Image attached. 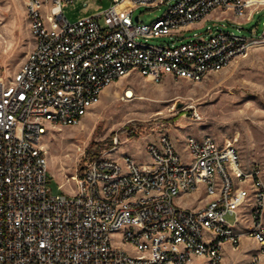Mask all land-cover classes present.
<instances>
[{
  "label": "built area",
  "instance_id": "obj_1",
  "mask_svg": "<svg viewBox=\"0 0 264 264\" xmlns=\"http://www.w3.org/2000/svg\"><path fill=\"white\" fill-rule=\"evenodd\" d=\"M69 1H25L35 42L19 69L0 77V264H188L197 256L222 264L224 243L236 247L244 236L263 250V168L245 167L233 143L187 135L185 158L164 133L147 142L148 162L102 152L55 194L41 141L52 126L79 123L107 85L131 72L201 80L264 45V31L245 36L218 25L176 42L225 13L250 20L264 0H111L74 21L63 12ZM163 3L151 23L134 19L139 6ZM201 187L200 205L176 201ZM260 263L253 254L250 264Z\"/></svg>",
  "mask_w": 264,
  "mask_h": 264
},
{
  "label": "rangeland",
  "instance_id": "obj_2",
  "mask_svg": "<svg viewBox=\"0 0 264 264\" xmlns=\"http://www.w3.org/2000/svg\"><path fill=\"white\" fill-rule=\"evenodd\" d=\"M25 1L0 0V77L3 78L19 69L34 44ZM110 3L111 0H73L64 2L62 8L67 18L74 21L100 12ZM166 8L165 3L153 8L139 6L134 16L139 14L143 22L151 23ZM225 15V19L213 18L194 24L197 26L186 30L176 42L188 41L195 37L194 32L204 35L207 26L218 25L245 36L260 35L264 31V5L250 20L242 17L235 21L232 13ZM167 39V36L152 37L147 41L159 44ZM127 87L134 92L132 97L124 96ZM164 133L183 144L187 135L204 134L212 135L223 144L233 143L245 167L253 162L261 164L264 180V45L251 48L246 55L236 57L201 80L171 75L153 80L131 72L107 85L99 102L79 123L52 126L43 136L41 145L48 160V186L55 194L63 192L60 182L70 190L73 181L67 179L102 152L116 156L132 151L140 159H149L147 142L157 140ZM180 152L187 158L185 149ZM178 202L193 205L188 199ZM226 219L232 222L234 215L227 214ZM255 253L261 254L260 264H264V248L250 238L246 246L240 242L236 247L224 249L222 264H250Z\"/></svg>",
  "mask_w": 264,
  "mask_h": 264
},
{
  "label": "crops",
  "instance_id": "obj_3",
  "mask_svg": "<svg viewBox=\"0 0 264 264\" xmlns=\"http://www.w3.org/2000/svg\"><path fill=\"white\" fill-rule=\"evenodd\" d=\"M34 42L35 39L33 38ZM174 143L176 145V148L178 149V151H181L182 149H184V144L182 143L181 140L174 138ZM125 153H130L132 155H134V157L140 162V163H146L149 161V159H140L139 157H136V155L132 152V151H128ZM122 154H118L114 157H120ZM193 195V196H192ZM202 198V200L205 198V193L203 188L201 187L200 189H197L195 191H193L192 193H190L188 196L185 195H181L178 196L176 198V201H185V200H190L193 205H189V206H196V205H200L202 203V201H200L199 199ZM180 203V202H179ZM250 236H244L241 240L242 246H246L249 242H250ZM229 246H232L229 242H225L224 243V249L229 248ZM206 262V257H201V256H197L195 257L190 263L188 264H205Z\"/></svg>",
  "mask_w": 264,
  "mask_h": 264
},
{
  "label": "bare ground",
  "instance_id": "obj_4",
  "mask_svg": "<svg viewBox=\"0 0 264 264\" xmlns=\"http://www.w3.org/2000/svg\"><path fill=\"white\" fill-rule=\"evenodd\" d=\"M134 95V92L132 90L128 91V97H132Z\"/></svg>",
  "mask_w": 264,
  "mask_h": 264
},
{
  "label": "water",
  "instance_id": "obj_5",
  "mask_svg": "<svg viewBox=\"0 0 264 264\" xmlns=\"http://www.w3.org/2000/svg\"><path fill=\"white\" fill-rule=\"evenodd\" d=\"M134 19L137 20L138 19V15H135L134 16ZM81 168H82V166H81Z\"/></svg>",
  "mask_w": 264,
  "mask_h": 264
}]
</instances>
